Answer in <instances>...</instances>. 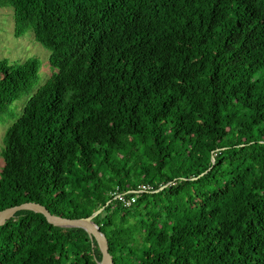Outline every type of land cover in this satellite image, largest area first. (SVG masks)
I'll list each match as a JSON object with an SVG mask.
<instances>
[{
	"label": "trees",
	"instance_id": "obj_1",
	"mask_svg": "<svg viewBox=\"0 0 264 264\" xmlns=\"http://www.w3.org/2000/svg\"><path fill=\"white\" fill-rule=\"evenodd\" d=\"M0 7L55 69L4 132L0 210L103 207L93 221L112 264H264V0ZM38 71L34 56L0 59V120ZM100 258L83 228L32 210L0 225V264Z\"/></svg>",
	"mask_w": 264,
	"mask_h": 264
},
{
	"label": "rangeland",
	"instance_id": "obj_2",
	"mask_svg": "<svg viewBox=\"0 0 264 264\" xmlns=\"http://www.w3.org/2000/svg\"><path fill=\"white\" fill-rule=\"evenodd\" d=\"M49 51L34 40L31 31L15 37L13 34V18L11 7H0V59L6 58L10 62H22L27 57L34 56L39 60L38 80L32 89L14 100L9 106L11 115L0 120V151L3 147V136L6 128L22 113L29 97L55 71L48 60ZM3 159L0 154V170Z\"/></svg>",
	"mask_w": 264,
	"mask_h": 264
},
{
	"label": "water",
	"instance_id": "obj_3",
	"mask_svg": "<svg viewBox=\"0 0 264 264\" xmlns=\"http://www.w3.org/2000/svg\"><path fill=\"white\" fill-rule=\"evenodd\" d=\"M214 161V157H211ZM103 209H99L92 212L87 217L81 218H66L59 215H54L42 204L36 202H23L18 205L10 206L0 210V225H3L6 220L15 216V213L19 210H32L43 214L45 219L56 226L60 227H80L83 228L91 238L95 239L98 249L101 253V258L97 264H112L111 255L108 252L107 240L104 234L99 230L98 225L94 223L93 218Z\"/></svg>",
	"mask_w": 264,
	"mask_h": 264
},
{
	"label": "built area",
	"instance_id": "obj_4",
	"mask_svg": "<svg viewBox=\"0 0 264 264\" xmlns=\"http://www.w3.org/2000/svg\"><path fill=\"white\" fill-rule=\"evenodd\" d=\"M145 188V186H142V189ZM141 190H138L140 192ZM116 198L123 200L126 205L130 204L132 201H134V197H131L129 200H125L120 194L115 195Z\"/></svg>",
	"mask_w": 264,
	"mask_h": 264
}]
</instances>
